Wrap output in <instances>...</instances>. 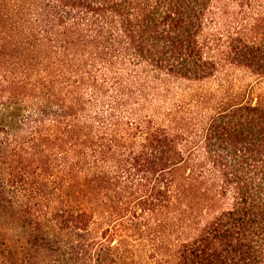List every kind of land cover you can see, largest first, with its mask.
I'll use <instances>...</instances> for the list:
<instances>
[{
	"label": "trees",
	"instance_id": "16d2710c",
	"mask_svg": "<svg viewBox=\"0 0 264 264\" xmlns=\"http://www.w3.org/2000/svg\"><path fill=\"white\" fill-rule=\"evenodd\" d=\"M98 217L76 264L136 227L154 264H264V0H0V233L30 236L0 264Z\"/></svg>",
	"mask_w": 264,
	"mask_h": 264
},
{
	"label": "rangeland",
	"instance_id": "374dc122",
	"mask_svg": "<svg viewBox=\"0 0 264 264\" xmlns=\"http://www.w3.org/2000/svg\"><path fill=\"white\" fill-rule=\"evenodd\" d=\"M249 81V80H247ZM237 87V86H236ZM227 89V84L224 80H214L206 85L196 86L195 91L198 93H208V97L210 96L213 99L214 94L217 96H223ZM195 193H192L190 196L193 197ZM96 223L92 226L89 231L80 232L79 234H69V233H59L56 234L54 231L45 230L44 232H39L41 236L54 237L57 235L58 243L60 245H64L61 252V256H56V252L47 247L42 248L41 250L37 249L33 251L36 253L31 259L28 257L25 258L24 254L21 256V260L19 264H76L77 260L71 258V254L69 253L70 247H66V243L69 240H74L75 242L80 239H93V238H101L103 234V230L106 227L107 223L102 217H98ZM1 240H16V238H20L21 241L18 245L26 244L29 236V231L24 230L23 228H15L14 230L10 228H6L0 233ZM121 244L117 249L118 260L116 264H154L155 259L152 258V246L149 242L146 241V228L136 227L134 230H128L127 233L121 239ZM48 240H41L40 243L43 244L48 243ZM27 247V246H26ZM3 247L0 246V252L3 250ZM21 248V246H20ZM22 249V248H21ZM26 250V249H25ZM59 252V253H60ZM63 252V253H62ZM66 252L67 254H64ZM3 255L0 256V260H3ZM57 258V261H56ZM0 261V262H1ZM5 264H12L10 261H6Z\"/></svg>",
	"mask_w": 264,
	"mask_h": 264
}]
</instances>
